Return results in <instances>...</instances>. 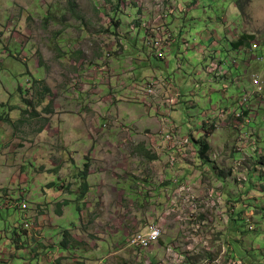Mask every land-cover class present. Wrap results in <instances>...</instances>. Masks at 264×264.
Returning a JSON list of instances; mask_svg holds the SVG:
<instances>
[{
    "label": "rangeland",
    "instance_id": "374dc122",
    "mask_svg": "<svg viewBox=\"0 0 264 264\" xmlns=\"http://www.w3.org/2000/svg\"><path fill=\"white\" fill-rule=\"evenodd\" d=\"M242 34L264 47V0H0V229L53 252L69 231L64 264H264V63ZM210 47L234 80L207 74ZM152 223L159 242L130 245ZM15 254L0 264L44 261Z\"/></svg>",
    "mask_w": 264,
    "mask_h": 264
},
{
    "label": "crops",
    "instance_id": "0c3cea01",
    "mask_svg": "<svg viewBox=\"0 0 264 264\" xmlns=\"http://www.w3.org/2000/svg\"><path fill=\"white\" fill-rule=\"evenodd\" d=\"M204 49H205V47H203ZM233 49V48H232ZM210 54H214V57L212 58V60L215 58V56H217L218 54H219V51L216 49V47H210ZM204 51V50H203ZM199 53H200V51H199ZM204 54L206 55V52H204ZM230 64V63H229ZM230 65H232V64H230ZM208 66V65H207ZM207 66H205V67H207ZM231 67H233V68H237L236 66H234V65H232ZM241 67V66H240ZM240 67H238V69L240 68ZM207 72V71H206ZM208 74V73H207ZM227 76H225L226 78H231L232 80H234V75H231V70L229 69L228 71H227ZM209 75V74H208ZM232 76V77H231ZM236 82L238 83V85H239V79H237L236 80ZM239 89H240V87H238ZM181 97H182V95H181ZM254 100H256V103L258 104V102H257V98L256 99H254ZM181 102H179L178 104H180ZM254 104H255V101H251L250 102V105L248 106V108L250 109L251 108V106H254ZM256 106V105H255ZM235 108H236V106H234ZM237 109V108H236ZM229 110H231V108L230 107H228L227 109H226V111H224V112H222L223 114H227V112L229 111ZM235 111V110H234ZM233 111V112H234ZM233 112H228V114H232ZM227 114V115H228ZM216 114H214V115H211V114H208V118H210V117H213V116H215ZM218 116H215V118H213L212 120L211 119H209V121H212L211 123V125H208V124H205V127H207V128H205V129H201V128H198V130H201L202 131V133H203V130H205V131H208V133L209 134H211V135H214L215 133V130L217 129L216 128V124H213L215 121H217V120H219V118H217ZM207 122V121H206ZM215 127V128H214ZM211 129L210 131L208 130V129ZM194 133H195V136H197V134H196V132L194 131ZM196 140H197V138H196ZM211 141V140H210ZM195 145H197V144H195ZM210 145V144H209ZM197 150V149H196ZM184 151V150H183ZM181 154H183V153H181ZM175 157V156H174ZM175 162H177V163H181V164H184L185 162H188L187 161V159L183 156V155H181L180 157H179V155H177L176 156V160H175ZM257 163V162H256ZM181 167V165H179V168ZM192 165L190 164V163H188L187 164V170L186 171H188V170H190V169H192ZM182 168H184V167H182ZM194 168V167H193ZM22 227H23V225H22ZM24 229V228H23ZM26 229H24L23 231H25ZM14 231V230H13ZM2 232H4V235H3V233ZM12 232V231H11ZM25 233V232H24ZM26 235H27V237H28V239H29V243H30V247H27V246H25L24 245V242L22 241V238H21V236L19 235V233H18V231L17 230H15L14 231V235H13V237L14 238H8L7 236H8V234L6 233V231H4V230H2V229H0V238H3L4 236H5V238H6V240L4 241V245H2V243H0V248L2 249V251H0L1 253H2V255H3V258L6 260V255L8 254V252L9 251H11L12 249H14V252H15V250H16V254L15 255H13V257L14 256H17V252L19 251V250H23L25 253H26V255H28V256H30L31 258L32 257H39V255H41V254H44L43 255V258H44V261H43V264H47V262L49 261V262H53V264H64V261H65V263H69V261L68 260H66L65 258H67L71 253H74V251L73 250H71L70 249V246L69 247H63V248H65L64 249V251H62V249H61V251H58V252H53V251H48V250H46L45 249V247L47 246V242H43L44 240H42V237H44V235H38V234H36V233H33L32 231H28V232H26L25 233ZM47 240H49L50 241V239H48V238H46ZM15 240V241H14ZM16 243L15 244V246L16 245H18V249H15L16 247L15 246H10L9 245V243ZM107 241H104L103 242V244H102V246L101 247H99V248H95V245H93L92 247L94 248V249H92L91 250V252H89L88 254H91L92 253V255H94V253L95 252H100V251H102V250H104L105 249V247H104V244L106 243ZM52 244H55L56 245V243L55 242H53ZM49 246H51V245H49ZM35 247H37V250H35V252H33L32 254H31V252L33 251V249H35ZM77 253V255H81V254H78V252H76ZM115 255H116V252H110V253H108V254H105V255H102V254H99V256L97 257V263L96 264H112V261H111V259H110V257H112L113 259H115ZM58 257H61V259H59ZM89 257V256H88ZM92 257V256H91ZM96 257V256H95ZM57 258V259H56ZM82 261V260H81ZM83 262V261H82ZM91 260H90V263L89 264H91ZM29 264V263H28ZM40 264H42V263H40ZM81 264H86V262H83V263H81Z\"/></svg>",
    "mask_w": 264,
    "mask_h": 264
},
{
    "label": "built area",
    "instance_id": "2783aa9c",
    "mask_svg": "<svg viewBox=\"0 0 264 264\" xmlns=\"http://www.w3.org/2000/svg\"><path fill=\"white\" fill-rule=\"evenodd\" d=\"M148 44L151 46L153 44V42L151 41ZM150 48L157 50L156 55L158 56V58L164 59L163 50H165L167 48L169 51L171 47H157V45H156L155 47H150ZM257 48H258L257 46H255V45L253 46V49H257ZM260 60H262V59H260ZM222 68H223V66L221 65V59L215 58L214 61L207 68V73L210 75H215V78H217V80L219 81L223 74L227 75V73L224 72V70H222ZM157 83L158 82L156 80V84ZM168 83H170L172 85L173 90H174V96L172 98V102L174 103L173 105H178L179 98H181V92L179 89H175V86L170 81ZM253 84L255 86H258V92L263 91V87L260 85V82H259L257 76H255V78L253 80ZM249 100H250L249 95L246 94L243 97L240 104L238 105L240 108L236 107L237 109L234 111V112H238L237 111L238 109H240V111H242L241 114H239V113L236 114V116L240 120L242 118H245V115H246L245 112L249 113V108H248V106L250 105ZM250 114H249V116H250ZM248 123H250V120H248ZM189 142H190V140L187 137V139L183 140L181 143L186 144ZM172 161H175V158H173ZM182 189H184V187H182ZM21 207H22V209H27L28 205L25 202H23ZM25 225H26V227H29V223H26ZM161 235H162L161 226L159 224L152 223L148 226V229H146V231L139 232L138 234L134 235L132 240L130 241V245L134 246L135 248H139V249H147V248H150L153 244L157 243L159 241Z\"/></svg>",
    "mask_w": 264,
    "mask_h": 264
},
{
    "label": "trees",
    "instance_id": "16d2710c",
    "mask_svg": "<svg viewBox=\"0 0 264 264\" xmlns=\"http://www.w3.org/2000/svg\"><path fill=\"white\" fill-rule=\"evenodd\" d=\"M238 9L240 10V11H243V8L242 7H240V6H238ZM117 25V27H119L120 25H119V23H117L116 24ZM148 30V29H147ZM147 33H148V31H147ZM254 40H255V37H254V35H248V34H242L241 36H240V38H239V40L238 41H236V42H232L231 44L230 43H228V45H231L232 46V48H233V50L234 51H237V52H240L239 51V49L241 48V47H243L244 49H250V48H252L253 47V42H254ZM151 47V46H150ZM149 47V48H150ZM170 49H172V45L170 44ZM263 54V53H262ZM259 55V57L261 56L260 54H258ZM245 114L247 115V113L245 112ZM245 115V116H246ZM208 149H209V145H208V143H203L202 144V146H201V148H200V153H201V155H205L206 154V152L208 151ZM257 163L260 165L261 163L263 164L264 163V157H262V156H260L259 155V157H258V161H257ZM261 164V165H262ZM264 166V165H263ZM87 169L89 168V164H87ZM87 169H86V173H84V174H87ZM84 184H85V187H87V185H88V182L87 181H85L84 182ZM9 205H11V204H9ZM69 231H66V234H65V238H64V240H63V242H62V246L63 247H69L70 246V241H69V239L67 238V236L69 235Z\"/></svg>",
    "mask_w": 264,
    "mask_h": 264
},
{
    "label": "clouds",
    "instance_id": "9594fccd",
    "mask_svg": "<svg viewBox=\"0 0 264 264\" xmlns=\"http://www.w3.org/2000/svg\"><path fill=\"white\" fill-rule=\"evenodd\" d=\"M253 46H254V42H253ZM258 48L257 49H253V47L252 48H250L249 50L248 49H244L243 47H241L240 49H239V51L240 52H245L246 51V56H249V57H251V58H247V61L244 63V65L246 66L247 64H248V62L250 61V60H252V59H255L256 60V62L257 63H264V47H261V45L260 44H258V46H257ZM259 52H261V56L259 57V55H258V53ZM263 53V54H262ZM220 54H218L217 56H215V58H218V59H220ZM214 58V59H215ZM214 59L212 60V62L214 61ZM260 59H262V60H260ZM211 62V63H212ZM210 63V64H211ZM230 64H232V65H234V66H236L237 68L238 67H240L241 65L240 64H238L234 59H232L230 62H229ZM223 64V62H222V60H221V65ZM209 67V65L207 66V68ZM227 73V72H226ZM210 75V74H209ZM228 75V74H227ZM227 75H225V76H227ZM239 82H241V77L239 78ZM263 92V91H262ZM258 93H260V92H258L257 91V93L256 92H254L253 93V96H254V98L253 99H251L250 98V96H249V98H250V100H249V103L252 101L253 102V100L254 99H256V94H258ZM240 104V102L238 101L237 102V106ZM249 105V104H248ZM262 105L264 106V102L262 103ZM236 106V107H237ZM162 236V235H161ZM161 238V237H160ZM160 240V239H159ZM159 242V241H158ZM157 242V243H158ZM157 243H155V244H157ZM154 245V244H153ZM152 245V246H153ZM139 249V248H138ZM148 249V248H147ZM147 249H140V250H147Z\"/></svg>",
    "mask_w": 264,
    "mask_h": 264
}]
</instances>
